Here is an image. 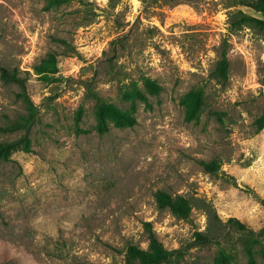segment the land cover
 I'll return each mask as SVG.
<instances>
[{
	"label": "rangeland",
	"instance_id": "374dc122",
	"mask_svg": "<svg viewBox=\"0 0 264 264\" xmlns=\"http://www.w3.org/2000/svg\"><path fill=\"white\" fill-rule=\"evenodd\" d=\"M241 1L0 0L30 101L0 76V264H127L146 222L159 264H264V28L241 22L264 15Z\"/></svg>",
	"mask_w": 264,
	"mask_h": 264
},
{
	"label": "trees",
	"instance_id": "16d2710c",
	"mask_svg": "<svg viewBox=\"0 0 264 264\" xmlns=\"http://www.w3.org/2000/svg\"><path fill=\"white\" fill-rule=\"evenodd\" d=\"M241 2L264 15V0H252L248 3L243 0ZM241 20V22L252 21L264 28V18L246 17L243 15ZM0 76L6 82L16 83L20 87L19 96L30 102L26 92V79L21 77L16 70H7L0 66ZM14 145L15 141L0 143V156L14 148ZM159 200L162 201L161 198H159ZM172 203L174 202H171V204ZM172 206H174V204ZM146 225L148 246L146 249H141L134 245L129 246L127 251V264H159L166 262L173 254V251L165 249L164 245L159 241L156 234L150 228L149 222H146ZM199 237L201 239H206V237L201 235Z\"/></svg>",
	"mask_w": 264,
	"mask_h": 264
}]
</instances>
